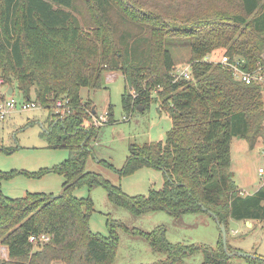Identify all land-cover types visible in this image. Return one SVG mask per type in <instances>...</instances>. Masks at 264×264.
Returning a JSON list of instances; mask_svg holds the SVG:
<instances>
[{
    "label": "trees",
    "instance_id": "trees-1",
    "mask_svg": "<svg viewBox=\"0 0 264 264\" xmlns=\"http://www.w3.org/2000/svg\"><path fill=\"white\" fill-rule=\"evenodd\" d=\"M168 37L190 38L193 79H175ZM218 50L240 60L245 72L264 76V0H0V101L4 85L47 108L62 101L66 112L53 114L42 134L50 147L70 151L68 159L52 168L18 171L31 177L63 175L58 195L7 196L2 181L15 171L0 169V243L9 249V259L0 257V264H12V259L25 264H113L119 228L165 253L153 264L181 263L197 250H203L204 264H226L230 257L222 231L219 251L173 243L163 226L145 231L112 217L104 235L91 229L92 197L75 194L83 186L100 185L111 203L138 215L166 211L178 217L206 207L227 232L231 219L264 221V184L243 195L230 169L234 137L252 148L264 139V86L258 80L248 84L235 77L230 65L210 60ZM114 71L126 80L124 119L153 102H160L172 118L164 140L130 143L120 169L100 160L120 177L143 167L162 170L164 185L148 194L129 195L121 185L86 170L100 127L116 120L110 104L108 120L97 123L93 102L85 101L81 90L106 87V75ZM34 235L49 239L32 242ZM246 260L264 264L261 255Z\"/></svg>",
    "mask_w": 264,
    "mask_h": 264
},
{
    "label": "rangeland",
    "instance_id": "rangeland-1",
    "mask_svg": "<svg viewBox=\"0 0 264 264\" xmlns=\"http://www.w3.org/2000/svg\"><path fill=\"white\" fill-rule=\"evenodd\" d=\"M166 46L171 51L176 62L175 70L182 71L190 65V38L168 37ZM224 50H218L209 56L210 60L219 61ZM113 74V75H112ZM264 86V78L260 79ZM107 86L94 90L82 88L83 99H91L95 117L100 124L108 120V107L113 105L114 123L100 127L98 137L92 142L94 153L87 162L86 170L97 172L121 185L129 195L148 194L150 189H159L164 185L165 175L160 169L143 167L136 172L120 177L116 170L100 163L105 159L120 169L129 155L130 143H145L164 140L167 131L172 127V118L153 102L146 110L136 109L130 120L122 106V93L126 80L119 71L106 75ZM7 86V85H6ZM4 95L1 105L6 99ZM18 106L9 110L5 117L0 114V169L6 172L15 171L11 178L2 181V191L10 197H22L27 192L58 195L63 190L64 177L57 172H48L40 177H31L18 171H38L41 168H52L68 159L69 149L65 147H50L48 139L42 134L50 126L52 115L62 116L64 112L54 108L39 105L37 108L22 110L20 104L24 97L15 89L13 96ZM35 98V97H34ZM53 105V104H51ZM264 139L261 138L255 147H250L245 139L234 137L232 140V165L235 180L239 187L253 193L264 184ZM17 171V172H16ZM242 191V190H241ZM246 191H244L246 193ZM79 197L91 196L94 201V211L91 214L90 225L94 232L109 234L108 217L122 221L128 227H139L152 231L159 226L166 229L167 238L173 243L195 244L216 248L219 251L222 240L221 229L215 218L208 212L186 213L178 217L166 211H153L143 214H133L129 210L113 204L108 198V192L103 186L89 189L87 186L76 189ZM120 245L118 256L113 264H153L166 257L165 253L155 252L149 242L138 235L128 233L123 228L118 229ZM228 253L241 251L247 254L264 256V221L255 220L249 227L243 220H232L227 233ZM226 252V251H225ZM227 253V252H226ZM229 255V254H228ZM0 257L9 259V249L0 243ZM226 257V256H225ZM226 264H247L246 257L231 255ZM203 250H197L187 256L181 263L174 264H204ZM12 264H25L23 259H12ZM53 264H63L54 262Z\"/></svg>",
    "mask_w": 264,
    "mask_h": 264
},
{
    "label": "built area",
    "instance_id": "built-area-1",
    "mask_svg": "<svg viewBox=\"0 0 264 264\" xmlns=\"http://www.w3.org/2000/svg\"><path fill=\"white\" fill-rule=\"evenodd\" d=\"M220 61L223 64L230 65V67L234 71L235 77L238 78V79L244 80L248 84L251 83V82H253V81H257V80L260 81V79L264 78L263 75L258 76L256 74L253 75L250 72H245L241 68V62H240V60H237V61L234 62V61H232L230 59V56L227 55V54H223L222 57H221V59H220ZM174 75H175V79H180V78H183V79H193V75L191 73V64L188 65L187 67L183 68L182 71L174 70ZM1 82H3V80H1ZM3 87L4 86H2V88ZM3 92L6 95H8V96H6V99H5L4 103L1 105V108H0L1 117H5V115L7 114V112L9 110L16 109L17 106H18V103H17L16 99L13 97V95H9L8 92H7V90H3ZM20 107H21L22 110H28V109H32V108H37L38 107V104L35 101L25 100V101H23L20 104ZM56 108L58 110H62L64 113L66 112L65 105L63 104L62 101H58L57 102ZM260 173L261 174H264V169L263 168L260 169ZM48 239L49 238L46 235H42L40 237L34 235V236H31L30 237V240L32 242L47 241Z\"/></svg>",
    "mask_w": 264,
    "mask_h": 264
},
{
    "label": "water",
    "instance_id": "water-1",
    "mask_svg": "<svg viewBox=\"0 0 264 264\" xmlns=\"http://www.w3.org/2000/svg\"><path fill=\"white\" fill-rule=\"evenodd\" d=\"M12 92H13V89L10 88L8 93L12 94ZM204 210L208 211L209 214L215 218L217 224L220 226L221 231H222V235H223V245H224L225 250L228 252V250H227L228 249L227 248V246H228V244H227V233L228 232H227L225 224L220 222V220H219V218H218V216H217V214L215 212H213L211 210H208L206 207H204ZM228 254H229V256H231V255H238V256H243V257H253L254 256V254H247V253H244V252H241V251L232 252L231 254L230 253H228Z\"/></svg>",
    "mask_w": 264,
    "mask_h": 264
},
{
    "label": "crops",
    "instance_id": "crops-1",
    "mask_svg": "<svg viewBox=\"0 0 264 264\" xmlns=\"http://www.w3.org/2000/svg\"><path fill=\"white\" fill-rule=\"evenodd\" d=\"M106 84H107V83H106ZM4 90H7V92H9L10 87H9V86H5ZM8 94H9V93H8ZM14 94H15V91H13L12 94H9V95H13V96H14ZM6 96H8V95H6ZM238 187H239V185H238ZM239 189L242 190L241 193H242L243 195L250 194L249 192H247L245 189H243V188H241V187H239ZM257 189H258V188H257ZM257 189H256V190H257ZM256 190H255V191H256ZM244 191H246V193H245ZM255 191H254V192H255ZM232 220H233V219H231L230 222H231ZM244 222L247 223L249 227H252V226L254 225L255 220L244 221Z\"/></svg>",
    "mask_w": 264,
    "mask_h": 264
}]
</instances>
